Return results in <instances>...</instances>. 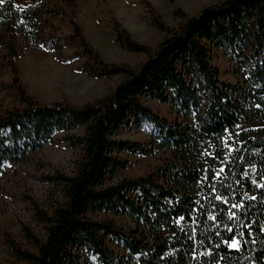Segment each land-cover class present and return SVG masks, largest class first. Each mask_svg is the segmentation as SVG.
<instances>
[{
    "label": "trees",
    "instance_id": "obj_1",
    "mask_svg": "<svg viewBox=\"0 0 264 264\" xmlns=\"http://www.w3.org/2000/svg\"><path fill=\"white\" fill-rule=\"evenodd\" d=\"M64 4L75 0L0 4V69H11L4 85L23 105L0 115V179L59 133L85 127L62 138L80 146L76 172L45 177L61 186L62 199L50 210L31 200L41 231L23 225V233L33 249L2 229L12 259L0 264H264V126H256L264 125V0H223L195 15L177 8L178 28L150 5L152 24L165 33L156 48L113 18L117 42L147 55L138 68L108 63L73 17V33L59 32ZM74 42L81 51L70 59L85 58L82 71L121 75L120 83L83 105L30 96L17 65L25 51L61 56ZM214 49L229 58L237 82L221 78ZM144 99L170 105L176 119ZM133 127L149 141L116 138ZM158 149L165 156L153 172L118 177L129 167L122 153ZM232 239L241 246L229 247Z\"/></svg>",
    "mask_w": 264,
    "mask_h": 264
},
{
    "label": "rangeland",
    "instance_id": "obj_2",
    "mask_svg": "<svg viewBox=\"0 0 264 264\" xmlns=\"http://www.w3.org/2000/svg\"><path fill=\"white\" fill-rule=\"evenodd\" d=\"M220 1L223 0H75L74 7L63 5L67 15L56 18L54 23L59 32L71 35L73 17L79 23L84 37L101 52L108 63H125L138 68L147 55L130 51L117 42L113 18L121 22L135 41L156 48L165 33L152 24L150 5L156 8L166 24L178 28L184 18L175 13L177 8H181L188 15H195L205 6ZM26 3L21 1L22 5ZM79 51L81 45L78 42L66 46L61 56L57 52L27 49L17 61L20 81L27 93L43 103L65 100L75 105H83L109 94L123 76L96 78L82 71L86 59H70ZM211 58L213 64L219 67L223 80L237 82L233 64L222 49H214ZM12 76L10 68L0 69V115L23 107L17 90L10 85H4L12 83ZM144 103L170 120L177 117L176 111L170 105L152 99H144ZM256 126L264 125L258 123ZM84 132L85 127L61 132L55 142L31 155L23 164L8 168L0 179V232L2 229L8 231L25 248L33 249L23 233V225L37 232L41 231L31 200H36L42 208L50 210L62 199L61 186L51 183L45 177L55 174L56 171L68 175L76 172L80 146L62 138L66 135L79 137ZM116 138L147 142L150 136L142 129L133 127L122 129ZM122 156L129 160V167L118 177L138 178L153 172L165 153L158 149L152 156L127 152L122 153ZM115 218L122 224V218ZM11 259L4 235L0 233V261Z\"/></svg>",
    "mask_w": 264,
    "mask_h": 264
},
{
    "label": "snow or ice",
    "instance_id": "obj_3",
    "mask_svg": "<svg viewBox=\"0 0 264 264\" xmlns=\"http://www.w3.org/2000/svg\"><path fill=\"white\" fill-rule=\"evenodd\" d=\"M4 3V0H0V4ZM183 219V217H181ZM225 243H228L225 241ZM241 246V240L239 239H232L231 243L229 244V247L238 248Z\"/></svg>",
    "mask_w": 264,
    "mask_h": 264
}]
</instances>
